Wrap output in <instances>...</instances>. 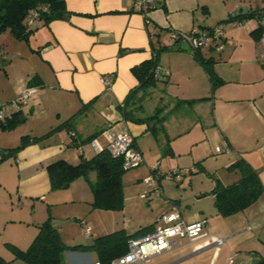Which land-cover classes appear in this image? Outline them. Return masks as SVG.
I'll list each match as a JSON object with an SVG mask.
<instances>
[{"label":"crops","instance_id":"0c3cea01","mask_svg":"<svg viewBox=\"0 0 264 264\" xmlns=\"http://www.w3.org/2000/svg\"><path fill=\"white\" fill-rule=\"evenodd\" d=\"M64 1L69 11L67 19L48 24L36 20L26 40H18L25 43L23 53H18L34 60L33 67L24 77L5 87L0 95V106H3L28 86L40 88L17 112L22 118L18 124L11 130L0 128V171L5 170L18 179L14 188L0 176V238L9 253L8 257H3L0 248V264H26L13 259L7 244L26 249L36 236L38 226L48 216L68 247L90 246L95 239L119 230L133 236L143 228L147 229L141 233L152 229L157 220L150 225L142 222L132 227L124 219L120 223L125 215V205L121 212L91 209L90 184L96 181L93 171L73 181L65 190L50 189L46 166L58 159L75 164L80 156L86 159L95 156L106 149L109 130L114 135L123 131L132 135L135 147L142 154V164L144 158L147 160L143 140L148 135L147 139L152 136L164 155L167 144L171 154L175 151L181 155L189 154L190 167L187 168L194 170L192 174L204 172L206 175L200 176L208 179L212 191L216 180L223 182L217 177L218 173L227 180L223 185L238 179V174L227 168L239 159L257 172L264 187V65L256 60V20L254 24L247 22L248 29L242 30V34L241 29L224 33L221 51L215 50L213 45L197 51L203 60H212L214 75L221 80L215 88H212L203 65L195 59L194 51L185 43L172 46L170 40L163 43L153 40L157 29L167 32L212 30L229 18L236 20L232 22L234 25H241L245 22L244 19L240 22L241 18L261 7L255 10L240 7V14L236 17H232L234 12L232 15L227 13L225 18L209 20L211 0H154L157 5L146 17L134 10L133 0ZM160 46L173 48L157 56L160 73L166 76V96L162 94L160 97L166 103V117L162 131L154 134L145 124L125 120L122 104L129 93L137 91L139 84L132 68L153 57L155 49ZM4 49L0 45V55L5 54ZM103 76L112 77L110 88L103 84ZM182 80H185L183 86L180 85ZM45 87L56 96L52 97ZM140 93L137 91L136 95L140 96ZM168 96L171 100H164ZM180 99H203L205 102L184 106V109H192L194 105L199 107L198 113L194 112V119L189 120L187 114L176 111L183 106L174 108L176 100ZM86 104L89 105L68 126L42 141L10 152L23 137L45 135ZM133 105L129 111H135L137 103ZM174 114H177L175 118ZM166 123L171 124V132ZM197 126L198 132L192 134V129ZM207 128H210L214 140L221 137V152L216 151L218 146L212 148ZM71 132L75 137L70 135ZM90 136H94L99 150H94L86 141ZM198 148L201 150L196 151ZM218 154H221L216 158L218 165L210 168L208 163ZM185 178L183 176L180 183L193 186L199 199H214L212 191H205L209 189H196L192 184L193 177ZM157 186L161 188L159 180ZM157 186L154 185L152 190ZM198 208L186 215L180 212L187 222L206 220L209 234L225 238L227 244L217 251L214 245L205 246L209 237L195 240L177 237L171 250L153 258L157 259L156 264H224L226 257L231 258L233 264H258L264 259V193L246 209L228 217L220 216L214 208L215 214L208 221L203 205ZM85 227L89 228L88 236ZM94 262H99L94 249L68 250L62 264Z\"/></svg>","mask_w":264,"mask_h":264},{"label":"trees","instance_id":"16d2710c","mask_svg":"<svg viewBox=\"0 0 264 264\" xmlns=\"http://www.w3.org/2000/svg\"><path fill=\"white\" fill-rule=\"evenodd\" d=\"M156 2L155 7L157 5ZM256 13L257 11L249 13L239 21L241 22L243 19L250 20ZM34 14H36V16L33 24L29 25L28 22ZM68 16L69 11L66 9L64 0H0V35L6 30H9L16 40H26L27 36L33 31L34 22L36 20L48 24L54 20L67 19ZM226 21L233 22L236 20L234 18H229L220 23ZM172 42V46H174L178 42H181V40H174ZM171 48L173 47L160 46L156 48L153 57L132 68L139 82L137 91L141 92V95H136V90L132 91L122 104L124 108L123 118L125 120L145 124L148 126L149 131L154 134L162 131V124L166 117L164 114L166 103H163L162 98H160L159 104L154 108L151 115L141 117L139 114H144L143 102L149 94L148 89L150 87H155L158 81L166 82L165 75H163L161 79L156 78L155 68L157 67L158 54L170 50ZM197 51L198 50L194 51L195 59L203 65L208 74L212 88H215L221 80L214 75L211 68L212 60H203L200 58ZM198 101H203V99L176 100L174 108L178 107V105L192 107V104ZM91 102H93V100ZM135 103H137L135 111H129V107L134 106L133 104ZM88 105L89 104L82 106L76 114L43 136L23 137L20 144L16 148L11 149L10 152L22 149L30 143L42 141L58 129L68 126ZM17 112L18 111L11 112L4 121L0 122V128L2 130H11L18 124L19 120L22 118L19 117V113ZM93 137L94 136L88 137L86 141H92ZM170 150L167 144L166 154H169ZM122 164V159L113 158L106 149H102L89 159L80 156L79 161L75 164L69 163L64 159L55 160L46 166V172L52 191L65 190L76 179L86 177L88 173L92 171L95 172L96 181L90 184L92 192L91 209L119 212L124 208V191L121 176L125 170H123ZM227 170L238 174V179L228 185H223L219 180H216L215 188L212 191L214 206L217 213L222 217H228L243 211L256 202L261 194L264 193V187H262L257 172L243 159L236 161L227 168ZM154 171L158 173L157 168H154L152 173ZM193 172L194 170L189 174ZM166 176L175 179V177H173V172H170ZM159 177L160 175L158 174V180ZM145 229L147 228L141 229L133 236H127L124 230H119L95 239L90 246L78 245L68 247L61 240L58 231L52 225L51 217L48 216V218L38 226L36 236L26 249L21 250L9 244H7V246L12 252L14 260H21L26 264H62L66 251L90 249L96 250L101 264H109L110 261L126 253L127 242L130 238L147 233L148 231L141 233ZM258 264H264V259L259 261Z\"/></svg>","mask_w":264,"mask_h":264},{"label":"rangeland","instance_id":"374dc122","mask_svg":"<svg viewBox=\"0 0 264 264\" xmlns=\"http://www.w3.org/2000/svg\"><path fill=\"white\" fill-rule=\"evenodd\" d=\"M241 5H247V6H241ZM240 7L242 8L250 7L252 10L257 9L258 7H261V9H264V0H211V8H210V15H209V18L211 19L209 20H212V19L215 20L221 17L225 18L227 17L228 14L232 15ZM255 20L256 19L253 17L248 22H251L254 24ZM246 23H247L246 20L244 23H241V25L240 24L234 25L235 23L225 22V23H219L216 27H222L223 29L225 26H227L224 33L228 31L241 29L239 31L242 34V30L245 31L248 29L247 28L248 24ZM153 40L155 43H159L158 41H160L161 43L169 41V40L172 41L171 31L169 30L167 32L166 30L157 29L156 33L153 35ZM24 44L25 43H23L22 41H18L15 38H13V35L11 34L9 30H6L4 33L0 35V45L1 47L5 48L4 49L5 54L1 53L0 55V95H3L2 92H3V89H5V87L11 85V83L15 81L16 79L20 77H24L28 69L33 67L34 60H32L28 56L21 55L23 53L22 48H24ZM18 52H20L21 54H19ZM184 81L185 80H182V82L180 83L181 86L184 85ZM45 88L51 96L52 95L56 96L55 94L48 91L49 89L47 87ZM173 88H176V85H173ZM36 91H40V88H37ZM148 92L149 94L143 102L144 114H139L141 116L150 115L152 113V110L154 109V106H156L159 103L161 95L163 94L166 96V83L159 81L155 87H150L148 89ZM51 100L55 101L54 99H51ZM164 100L168 101L171 99L168 96V97H165ZM201 102H205V101L204 100L198 101L196 104H199V103L201 104ZM173 104H175V102H173ZM196 106L197 105H194L192 109L191 108L184 109L183 107L176 111L178 113L183 112L185 113V115L187 114V118L189 120H192L194 119V112L199 110L198 109L199 107H196ZM199 106H202V105H199ZM194 107H196V109H194ZM176 116L177 114H174V118ZM30 119L31 117L28 119L29 122H30ZM168 119H169V116H168ZM170 125L166 123L167 128L169 127L168 128L169 132H171ZM198 128H199L198 126L193 128L192 134H195L196 132H198ZM206 132L208 134V138L210 142H212V148L214 149V147L216 146L220 148V146L222 145L221 137L219 136L218 139L214 140L213 136L211 135L210 128H207ZM148 136H145V139L143 140L144 141L143 144L145 145V150L148 153L146 155L147 160L146 158H144L145 163L139 166L130 168L129 170L123 171L122 176H121V180L123 184V191H124V205H125V211L123 212L125 213V215H124V218H121L120 223H122L124 219V221L129 222V227L130 226L132 227L133 225H136L142 222H143V225H147V224L150 225V224H153L154 221L157 220L159 216L165 212H171V211L178 210V211H182L183 214L186 215L187 213L193 211L194 209H196L197 211V209H199L198 207L201 205H203L205 209L204 215L209 221L210 217H212V215L214 216L215 214L214 199H212V197H206L204 199H199L198 194H194L193 192L194 190L193 186H188V185L182 186L183 184L178 182L176 179L166 176L170 172H179L182 170L189 169L187 167H190L188 166L189 165L188 162L191 158L190 155L189 154L181 155L179 151H175L172 154L170 153V154L164 155L162 150L159 149L156 140L152 136L149 137V139H147ZM200 150L201 149L198 148L196 151H200ZM220 155L221 154L216 155V157H214V159L208 163L210 168H212L214 164L218 165L216 163V158H218ZM183 167H186V168H183ZM154 168L158 169L157 174L160 175L159 181H160L161 188L163 187L162 196L154 195L155 193L153 194V190H152L153 186L154 185L157 186L158 180H154L155 182L153 186H151V184H148L146 182V179L152 175L151 172ZM220 173H223V171ZM200 174H204V172L194 173L189 176L185 175L184 178L186 176H188L186 178H189L190 176L193 177L194 179H193L192 184L195 185L196 189H199V188L209 189L208 179L207 178L205 179V177L200 176ZM217 175H218L217 177H219L220 180L223 181L222 183L227 182L226 179L222 178L221 174L218 173ZM0 176L4 177V180L8 182L9 187L15 188L17 186V182H18L17 177L15 178L13 175H9L5 170L0 171ZM205 191L210 192L212 190L209 189ZM90 208H91V204H90ZM120 214H123V213H120ZM120 214L119 216H121ZM80 234H81V237L83 238L84 232L81 231ZM2 241L3 239L0 238V248L3 253L2 255L3 257L6 258L9 256V253L5 251V247ZM149 262L147 264H149ZM156 262H157V259H153L152 264H156Z\"/></svg>","mask_w":264,"mask_h":264},{"label":"built area","instance_id":"2783aa9c","mask_svg":"<svg viewBox=\"0 0 264 264\" xmlns=\"http://www.w3.org/2000/svg\"><path fill=\"white\" fill-rule=\"evenodd\" d=\"M133 8L142 16L147 14L155 8L154 0H133ZM36 14L30 20L29 25L33 24ZM256 29L258 37L256 40V58L258 62L264 65V9H260L255 14ZM247 22L249 20H246ZM171 39L181 40L193 51L200 50L203 47L211 46L217 51L224 48V31L222 27H216L212 30H191L190 32L171 31ZM155 76L161 79L163 75L157 66L155 68ZM112 77L103 76L102 82L110 88L112 84ZM36 92L35 87H28L17 98L10 103L0 106V122L4 121L8 114L13 111H19L24 106L27 100ZM109 134V141L106 150L113 158H120L123 160V170L139 166L143 163L141 152L135 147L132 135L128 131H123L118 134ZM70 135L74 137V133ZM94 150H99V145L95 140L89 142ZM221 152V148L216 149ZM192 170L186 169L179 172H173V177L177 181H181L182 177L189 174ZM154 180H158V174L154 171L152 175L146 179L148 184L154 185ZM161 188L157 187L153 190L156 195H161ZM85 235H89V228L85 227ZM187 238L195 240L200 237H209L205 242V246L214 245L216 250L227 244L225 238L212 236L209 234L206 220H198L194 222H187L180 211H171L163 213L159 216L152 230L139 236L132 237L127 242V251L124 255L110 261L109 264H147L152 258L161 255L162 253L171 250L175 245V238ZM92 264H101L94 262ZM224 264H233L232 259L226 257Z\"/></svg>","mask_w":264,"mask_h":264},{"label":"water","instance_id":"95a60500","mask_svg":"<svg viewBox=\"0 0 264 264\" xmlns=\"http://www.w3.org/2000/svg\"><path fill=\"white\" fill-rule=\"evenodd\" d=\"M244 11L245 10H243V13H244ZM240 13H239V9H237V11L233 14V16L232 17H236V16H238Z\"/></svg>","mask_w":264,"mask_h":264}]
</instances>
